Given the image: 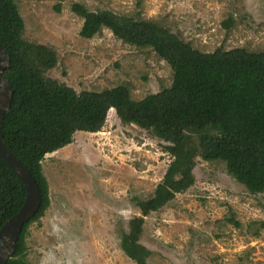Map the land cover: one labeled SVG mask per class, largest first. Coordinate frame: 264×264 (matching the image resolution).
<instances>
[{
    "label": "rangeland",
    "instance_id": "1",
    "mask_svg": "<svg viewBox=\"0 0 264 264\" xmlns=\"http://www.w3.org/2000/svg\"><path fill=\"white\" fill-rule=\"evenodd\" d=\"M15 2L25 40L57 53L47 77L77 92L126 85L140 101L169 88L173 71L152 49L126 44L108 29L82 38L74 3L157 21L201 52L264 51V0ZM166 145L111 110L100 132H78L71 145L47 155L51 206L29 226L27 262L136 264L121 248L122 234L141 215L138 201L150 198L165 176L172 160ZM194 176L192 188L145 218L141 243L152 252L149 264H264V193H250L220 161L199 158Z\"/></svg>",
    "mask_w": 264,
    "mask_h": 264
},
{
    "label": "trees",
    "instance_id": "2",
    "mask_svg": "<svg viewBox=\"0 0 264 264\" xmlns=\"http://www.w3.org/2000/svg\"><path fill=\"white\" fill-rule=\"evenodd\" d=\"M55 10L61 13V5ZM71 11L84 21L82 38L91 39L108 29L126 44L152 49L170 65L172 85L140 101L133 100L126 85L77 92L47 77L58 63L57 53L25 40V22L15 0H0V43L11 60L4 77L14 92L2 132L42 195L38 213L24 226L7 264H29V226L51 206L43 171L46 156L71 145L78 132H100L111 110L122 123L136 125L165 142L172 157L153 195L138 201L141 215L122 234L121 248L136 264H149L152 255L141 243L145 218L194 186L199 158L225 163L228 173L250 193H264V51L218 48L205 53L138 14L91 11L81 3H74ZM230 25L226 23L227 28ZM25 199L24 183L0 158V230Z\"/></svg>",
    "mask_w": 264,
    "mask_h": 264
},
{
    "label": "water",
    "instance_id": "3",
    "mask_svg": "<svg viewBox=\"0 0 264 264\" xmlns=\"http://www.w3.org/2000/svg\"><path fill=\"white\" fill-rule=\"evenodd\" d=\"M10 56L0 43V158L21 179L26 188V199L19 210L0 230V264H7L15 252L24 226L38 213L42 204L40 187L30 170L10 151L2 132V124L13 101L14 92L4 77L10 66Z\"/></svg>",
    "mask_w": 264,
    "mask_h": 264
}]
</instances>
